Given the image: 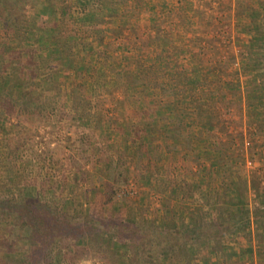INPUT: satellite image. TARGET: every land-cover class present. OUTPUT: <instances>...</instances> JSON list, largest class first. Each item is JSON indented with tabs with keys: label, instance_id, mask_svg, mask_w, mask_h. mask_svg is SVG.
<instances>
[{
	"label": "trees",
	"instance_id": "1",
	"mask_svg": "<svg viewBox=\"0 0 264 264\" xmlns=\"http://www.w3.org/2000/svg\"><path fill=\"white\" fill-rule=\"evenodd\" d=\"M28 2L36 22L25 26L19 23V13ZM78 2L72 11L77 17L70 18L65 5L51 0L0 1L1 22L15 36L21 25L31 36L30 43L24 42L28 35L17 37L24 40L18 48L0 41V107L12 110L19 124L16 134L4 137L0 150L13 162L8 165L12 176L35 125L62 114L47 103L52 94L61 93V69L79 73L64 92L82 94L86 103L87 96L94 98L87 111L82 104V116L93 117L98 130L109 128L112 133L103 148L94 151L80 147L88 139L86 132L73 133L68 156L82 152L98 178L90 189L89 212L70 215L65 202L54 204L28 183L0 194V232L5 225L7 236L0 234V264H77L90 251L103 264H264V181L254 169L246 172V157L234 152L238 148L231 147L217 114L214 99L226 96L219 93L221 88L238 86L236 80L216 77L219 50L209 45L202 52L200 44L197 52L177 48V38L162 35L159 26L152 37L141 35L135 19L149 7L146 0ZM155 5L149 27L165 13L166 5ZM66 17L71 25L61 30L58 22L63 24ZM252 28L257 47L247 49L242 58L237 48L234 58L246 75L243 87L250 83L244 89L245 116L263 133L264 27L259 35L257 24ZM125 29L133 33L131 39ZM165 46H171L170 65L163 59ZM113 89L122 98H113ZM105 96L119 103L131 97L132 114L117 111L104 117L95 112ZM137 163L150 192L136 202L139 214L126 216L113 200L129 164L134 168ZM150 193L157 195L151 218L143 215L142 201ZM101 233L107 235L105 243L98 241ZM230 235L245 240L234 249L226 243Z\"/></svg>",
	"mask_w": 264,
	"mask_h": 264
},
{
	"label": "rangeland",
	"instance_id": "2",
	"mask_svg": "<svg viewBox=\"0 0 264 264\" xmlns=\"http://www.w3.org/2000/svg\"><path fill=\"white\" fill-rule=\"evenodd\" d=\"M35 1L40 3L43 0ZM78 1L79 0H51V2H53L56 6L59 4L65 5L70 18L77 17V15L72 11L74 7L79 5ZM231 1L234 0H205L206 4L204 11L207 16V21L211 22V27L203 33L193 34V36L196 37L194 45L188 44L185 47H189L188 50L192 49V51H196V49L198 50V45L200 44L203 45L202 52H205L207 51L206 48L213 44L212 41H215L217 42L216 45H219L218 58H220V60L218 62L220 66L224 67L225 64H228V66L232 69V67H236L238 65L240 68L243 66L242 64H239V62H237V65L232 63L234 57H229V55L225 52V46L230 42V34H232L228 31L226 25H228L229 20H231L230 18H232V12H234L235 9V1L233 3H231ZM243 1L244 0H239L238 2L242 4ZM259 1L264 3V0ZM146 2H148L149 5H153L154 3L156 4L157 0H146ZM262 9L261 13H264V5ZM150 12L147 11L146 14L140 15L137 19H135V26L138 29V32L142 33L141 35L148 37L155 31V29L149 27L147 20L150 16H147V13L150 14ZM165 15L166 14L164 13V16ZM35 19L36 13L33 11L32 5L24 3L19 13V23H24L25 26H30L32 23L36 22L34 21ZM41 22H43V24L47 23L45 20H42ZM70 22V19L66 17L63 24L58 22V27H60L61 30H67L71 25ZM165 26H168V24L166 23ZM21 27L23 28L22 25ZM263 27L264 25L261 28L262 31ZM22 28L18 29L19 33L15 36V31L9 29L5 23L0 21V41H6L11 46L18 48L21 47L19 43L24 41L22 39L23 36L28 35V38L24 42L30 43L31 36H29L30 34H28V30L25 32ZM160 29L162 31V35H164V29ZM125 32V36L129 35V39H131L133 33L128 29H125ZM20 35H22V38H17ZM236 49L237 46L235 47V50ZM199 51L201 52L200 49ZM78 52L80 53V56L81 51L79 48H77L76 54ZM75 72L76 71L73 69H61L58 77V79L62 81L60 85L61 93L58 96L52 94L48 98L47 103L53 108H56L57 112L61 110L62 114L57 118L51 117L49 121L43 123L38 122L35 125L33 133L26 140V146L22 147L24 150H21L19 156H17L16 162L18 170L14 176H12L8 168V165L13 164L12 160L8 159L4 152H0V181L2 180L3 182L0 185V194L16 192L20 190L21 185L28 183L34 185L35 190L38 191L39 194L48 200L50 199L54 204L60 205L65 202V210L70 215L73 214V211L80 213L89 212L91 209L93 195L91 194L90 189L98 181V178L95 176L96 173L94 174L90 164L86 162V160L90 159H86V156L82 155V152H72L74 155H71V158L68 156L71 154L70 147L74 144V140L72 138L73 133L74 131L86 132L88 134V139L82 142L80 147H89L92 151H94L95 147H99V149L103 148V145L108 141V139H110V137L112 138V133L110 132L109 134V132H107L110 130L109 128H107V130L102 127V130H99V134L96 135V130L94 128L97 124L94 128L92 127V124L95 123V119L85 114L82 116V104L85 106L86 111L88 110L86 109L87 104L89 105L88 107H93L94 98L92 96H87L91 98H89V102L86 103L85 101H82V94L78 95V93L72 91L69 93L64 92L68 89V91H70V85H72L79 77V73ZM214 73H216V70ZM108 79L110 78L107 77V80ZM120 81L121 79L117 80L116 83L119 84ZM113 82L114 81L109 82L111 87L114 86ZM249 84V82H246V87H243L241 82V86L238 88V91L243 90L244 93V89L249 88ZM113 91L118 93L119 90L113 89ZM238 91L236 88L233 90L226 89V96L220 98V101H215V105H217L218 109L217 114L220 117L222 124H224V129L230 134L229 139L231 147L234 146V148H238L234 152L242 153L245 157L250 159L251 162L249 164H244L246 172L247 170L254 169L255 174L257 173L258 175V179L264 181V132H261L263 129L259 132L255 121H250V117L248 118L245 116ZM219 93L224 92L219 91ZM105 97H107V100L102 101L99 106L95 107V112L100 111L101 115L104 117H108L117 111H124L125 113L132 114L133 108L132 104L129 102L131 97L125 98V100L120 103L113 102L114 100L109 96ZM113 120L114 118L109 119L110 124L113 123ZM110 124L108 127H110ZM18 128V120L13 111L4 108L1 105L0 150L3 148L2 145L4 143L3 140H5L4 137L16 134L17 131H19ZM191 129L193 130L194 128L192 127ZM219 131L215 132V134L217 136H222L223 133ZM223 139L224 138H222V140ZM245 140H248L247 144L246 142L244 143ZM224 143L228 145L226 142ZM90 145H92V147ZM82 167L88 168L89 171L85 173ZM139 168L138 163L134 166V168L131 164H129L126 178L123 183H121L113 200V203L117 206L119 212L124 213L126 216L135 215V213L139 214V211L135 212L136 202L139 201L138 199L141 195L144 197L146 191L148 193L150 192L143 185L144 176L142 172L138 173L137 170ZM12 170L15 171L16 169ZM129 182L133 183L132 192L126 189ZM251 196H253V194L249 193L248 197ZM149 197L150 198L142 200L146 211L144 209H141V211L143 212L144 210L143 215L151 218L154 215L153 211L157 205V195L154 196L150 193ZM250 203H252V200ZM5 227L6 226L4 225L3 228H1L0 234L7 237L5 236ZM238 237H234V239H237ZM106 239L107 235L105 236L104 233L98 235V241H100L99 243H105ZM234 239L232 240L234 241ZM109 240L112 244L113 238ZM233 245L237 247V244L234 243ZM90 252H88L89 255L83 259L81 255V259L77 261V264H103L102 259H100L94 252V254Z\"/></svg>",
	"mask_w": 264,
	"mask_h": 264
},
{
	"label": "crops",
	"instance_id": "3",
	"mask_svg": "<svg viewBox=\"0 0 264 264\" xmlns=\"http://www.w3.org/2000/svg\"><path fill=\"white\" fill-rule=\"evenodd\" d=\"M234 1H231V3L234 2V5H235L234 12H232V18H230L231 20H229L228 25H226V27L228 28V31L232 34H230V42L225 46V52L229 55V57L233 58L237 55V52L235 50V47L237 46V48H239V53H240L239 56H241L242 58L243 53H245L247 49L254 50L257 47V45H255L254 43L255 41L253 39V28L252 27L254 24H257L258 30H257V34L255 35H259L262 33L261 28L264 25L263 24L264 13H261V11L263 10L262 8H263L264 3L259 0H244L242 4L238 2L239 0L238 1L234 0ZM156 3L166 5L165 7L166 9L164 10L166 15L165 16L164 14L161 15L160 18L158 17L159 19L153 18V27H150V28L155 29L156 26H159V29L160 28L164 29L163 30L164 34L174 35L177 38L176 43H175L177 48L180 45H182L183 48L188 50L189 47H185L186 45L188 44L194 45V43L191 44V42H193V39H194L193 34L203 33L204 31L208 30L211 27V22L207 21V18H206L207 16L205 15V11H204V7L206 4L205 0H157ZM153 5L157 7V5L155 4ZM153 5H149V7L147 6L144 11V14H146L145 12L147 11L149 12L151 11L150 14L147 13V16L150 15L149 17H151L152 14L154 13L152 9L154 7ZM1 20L2 19L0 18V21ZM148 21H150L149 18H148ZM166 23L168 24V26H165ZM198 31H201V32H198ZM151 35L152 34H150V37H152ZM212 43H213L211 44L212 49L214 51H218L219 45L218 46L216 45L217 42L212 41ZM170 47L165 46L164 49L166 50H163V55H164L163 59L164 61H167V65H170V62L172 60V59L170 60L169 55H168L171 53ZM242 69L243 68H235V67H232L231 69V67H229L228 64H225L224 67L218 64V66L216 67L215 75L216 77H218L220 81L221 80L228 81V79L236 80V82L238 83V86H236V89L238 91V88L241 86V82L246 76L242 72ZM167 79H168L167 77H164L163 81ZM240 91H238L239 97L241 98L242 109H244L247 99L245 98V94L243 93V90H240ZM220 92H224L226 94V89L221 88ZM110 93L111 94L113 93L114 95L113 98L114 97L118 98L120 95L119 91L118 93H116L112 90ZM165 96L167 98H170L169 95H164L163 97ZM89 98L91 97H88L87 100H89ZM215 101L216 99H214V102ZM96 124H98V121H95V123L92 124V127L94 128ZM94 129L96 130L95 134L96 135L99 134L97 125ZM90 146L92 147V145ZM133 164L135 165V163ZM82 169H84L85 173L89 171L88 168H85V167L84 168L82 167ZM186 202L189 203V200ZM234 237L230 235L226 243L235 249L236 247L233 244L235 243L239 245L240 243L244 242L245 238L243 236H239L237 239H234ZM232 239H234V241ZM238 240H242V241H238ZM195 263H197V260L195 261Z\"/></svg>",
	"mask_w": 264,
	"mask_h": 264
},
{
	"label": "built area",
	"instance_id": "4",
	"mask_svg": "<svg viewBox=\"0 0 264 264\" xmlns=\"http://www.w3.org/2000/svg\"><path fill=\"white\" fill-rule=\"evenodd\" d=\"M237 62H238V60H237L236 58H234V59L232 60V63H235L236 65L238 64ZM245 142H246V144H247V143H248V140H245L244 143H245ZM250 162H251L250 159L246 157V158H245V165L249 164ZM127 185H128V186L126 187V189L129 190L130 192H132V189H133V183H132V182H129Z\"/></svg>",
	"mask_w": 264,
	"mask_h": 264
}]
</instances>
